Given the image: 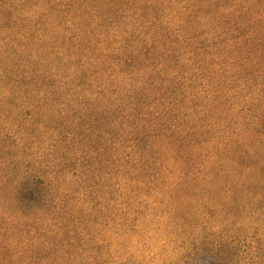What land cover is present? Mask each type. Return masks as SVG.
Returning a JSON list of instances; mask_svg holds the SVG:
<instances>
[{"label": "trees", "instance_id": "obj_1", "mask_svg": "<svg viewBox=\"0 0 264 264\" xmlns=\"http://www.w3.org/2000/svg\"><path fill=\"white\" fill-rule=\"evenodd\" d=\"M0 264H264V0H0Z\"/></svg>", "mask_w": 264, "mask_h": 264}]
</instances>
